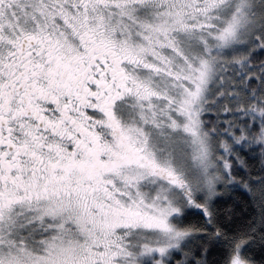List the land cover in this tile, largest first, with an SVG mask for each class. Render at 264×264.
Here are the masks:
<instances>
[{
    "label": "snow or ice",
    "instance_id": "obj_1",
    "mask_svg": "<svg viewBox=\"0 0 264 264\" xmlns=\"http://www.w3.org/2000/svg\"><path fill=\"white\" fill-rule=\"evenodd\" d=\"M0 264H264V0H0Z\"/></svg>",
    "mask_w": 264,
    "mask_h": 264
}]
</instances>
